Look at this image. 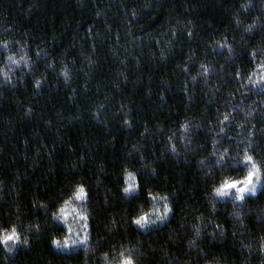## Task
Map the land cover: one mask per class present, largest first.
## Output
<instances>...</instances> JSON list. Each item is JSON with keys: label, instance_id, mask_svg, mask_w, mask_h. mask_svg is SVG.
<instances>
[{"label": "trees", "instance_id": "obj_1", "mask_svg": "<svg viewBox=\"0 0 264 264\" xmlns=\"http://www.w3.org/2000/svg\"><path fill=\"white\" fill-rule=\"evenodd\" d=\"M262 77L264 0H0V264H264Z\"/></svg>", "mask_w": 264, "mask_h": 264}, {"label": "snow or ice", "instance_id": "obj_2", "mask_svg": "<svg viewBox=\"0 0 264 264\" xmlns=\"http://www.w3.org/2000/svg\"><path fill=\"white\" fill-rule=\"evenodd\" d=\"M6 43V42H5ZM15 63V61H13ZM51 66V65H50ZM237 77H239V72H237ZM4 76L7 77V73H4ZM264 79V77H262ZM37 84H40L41 82L39 80L36 81ZM255 83V82H254ZM227 119V117L225 118ZM214 143L216 141H213ZM245 167L248 166V163L251 164V167L247 171V174L242 178V180L237 179H231V180H225L221 183L220 187L213 189V191L220 197L225 196H234L235 201H241L243 202L246 198L247 194L255 195L257 186L264 187V172H262V166L258 164L251 156H245L244 157ZM235 163L237 166L239 165V161H230L225 160V164H232ZM211 166V165H210ZM137 175H139L137 173ZM137 190L135 184H129L127 188L124 189L125 195H132ZM76 196L77 199L86 200L87 199V193L85 191V187L83 185H77L76 188ZM151 195V193H149ZM135 198V197H134ZM166 202L163 205V213L158 217L160 220H164L166 216L171 211L169 207L168 198H163ZM87 212V208H84V212L81 213L84 221H89L90 217L88 215H85L84 213ZM56 213H53V216H55ZM131 223L136 224L139 228L145 229L149 225L153 224L154 221L147 220L144 215H140L135 217ZM84 229L87 231L89 228V223H84L83 225ZM24 235L23 232H17L16 226L14 225L13 228L7 232V234H3L2 237H0V243L4 241H11L12 244H22L24 246H28L30 243L29 238L25 236L23 240H21V236ZM53 245H57V241L53 239L51 241ZM75 243V241H73ZM67 245V242L65 246ZM8 252H12V247H7ZM261 251H264V247L261 248ZM120 264H133V259L131 256H123L121 259Z\"/></svg>", "mask_w": 264, "mask_h": 264}, {"label": "rangeland", "instance_id": "obj_3", "mask_svg": "<svg viewBox=\"0 0 264 264\" xmlns=\"http://www.w3.org/2000/svg\"><path fill=\"white\" fill-rule=\"evenodd\" d=\"M62 217L64 218V219H66L67 221H68V223L71 221V222H73L72 220H71V217H72V215H70V213H69V208H68V206H66L63 210H62ZM61 217V216H60ZM61 217V218H62ZM60 219V220H63V221H65L64 219ZM79 219H76L75 220V222H77L76 223V225H78V223H79ZM69 223V224H67L68 226H69V228H73V227H75V225H73L72 223ZM76 228V227H75ZM73 233V232H72Z\"/></svg>", "mask_w": 264, "mask_h": 264}]
</instances>
